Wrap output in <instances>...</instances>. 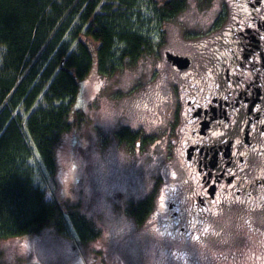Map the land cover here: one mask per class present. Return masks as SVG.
<instances>
[{"label":"flooded vegetation","instance_id":"obj_1","mask_svg":"<svg viewBox=\"0 0 264 264\" xmlns=\"http://www.w3.org/2000/svg\"><path fill=\"white\" fill-rule=\"evenodd\" d=\"M217 3L190 26L178 19L204 37L162 50L153 104L122 110L123 144L144 177L129 213L145 218L162 264H242L217 250L234 233L255 238L253 264H264V0Z\"/></svg>","mask_w":264,"mask_h":264},{"label":"rangeland","instance_id":"obj_2","mask_svg":"<svg viewBox=\"0 0 264 264\" xmlns=\"http://www.w3.org/2000/svg\"><path fill=\"white\" fill-rule=\"evenodd\" d=\"M103 1L116 12L113 17L120 14L124 17L121 20L124 29L149 37L154 50L135 62H119L123 60L119 56L123 46L117 41L113 60L119 63L108 65V60L102 67L97 55L93 56L91 69L81 81L79 95L71 106L69 127L56 147V178L24 132L32 151L30 164L35 166V184L46 191L49 201L56 200L63 207L66 232L59 233L47 226L39 234L2 240L0 264H162L156 257V243L148 239L146 232H141L140 223L129 213L141 193L140 187L133 183L141 182L144 177L138 165L130 160L133 154L123 144L127 120L122 110L130 104L138 107L153 104L163 85L161 55L165 49L183 52L188 50V43L204 37L203 31L188 29L178 19L190 26L195 12L211 9L216 13L218 0L213 4V0H187L186 10L164 24L148 0H138L130 11L115 0ZM71 33L72 30L66 34L65 41L74 43ZM75 48L74 45L71 50ZM4 55L5 48L0 47V66ZM38 107H47L43 96L32 110ZM21 115L28 117L23 111ZM97 154L104 163L103 169L95 162ZM71 211H77L83 218L75 220L69 215ZM111 221L121 222V231L109 230L107 225ZM95 230L96 236L91 233ZM236 235L232 234L230 243L220 244L217 250H236L245 264L255 263L259 254L255 238L238 239L240 236Z\"/></svg>","mask_w":264,"mask_h":264},{"label":"trees","instance_id":"obj_3","mask_svg":"<svg viewBox=\"0 0 264 264\" xmlns=\"http://www.w3.org/2000/svg\"><path fill=\"white\" fill-rule=\"evenodd\" d=\"M115 1L130 11L138 0ZM148 1L163 24L176 19L188 4L187 0ZM114 15L103 0H0V47L5 48L0 66V241L39 234L47 226L66 232L63 207L49 201L46 191L35 184L32 151L24 132L56 178V147L69 127L71 106L93 56L104 67L108 60V65L135 62L154 50L149 37L124 29V17ZM71 30L74 43L65 41ZM117 41L123 46L119 62L113 60ZM41 96L47 107L33 111ZM69 215L83 218L77 211ZM144 219L136 218L140 224Z\"/></svg>","mask_w":264,"mask_h":264},{"label":"clouds","instance_id":"obj_4","mask_svg":"<svg viewBox=\"0 0 264 264\" xmlns=\"http://www.w3.org/2000/svg\"><path fill=\"white\" fill-rule=\"evenodd\" d=\"M95 162L100 166L101 169L104 167L103 161L100 160L99 155L97 154ZM110 215V214H109ZM109 230H115L117 232L121 231V222L117 224L115 221H111L107 225Z\"/></svg>","mask_w":264,"mask_h":264},{"label":"water","instance_id":"obj_5","mask_svg":"<svg viewBox=\"0 0 264 264\" xmlns=\"http://www.w3.org/2000/svg\"><path fill=\"white\" fill-rule=\"evenodd\" d=\"M170 57H173V56H169V59H170ZM175 59V58H174Z\"/></svg>","mask_w":264,"mask_h":264}]
</instances>
